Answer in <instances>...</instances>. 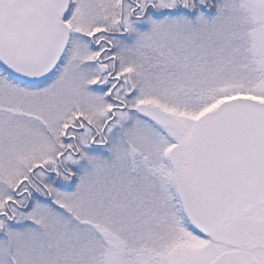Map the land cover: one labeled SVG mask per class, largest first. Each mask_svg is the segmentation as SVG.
<instances>
[{
  "label": "snow or ice",
  "instance_id": "obj_1",
  "mask_svg": "<svg viewBox=\"0 0 264 264\" xmlns=\"http://www.w3.org/2000/svg\"><path fill=\"white\" fill-rule=\"evenodd\" d=\"M0 264H264V0H0Z\"/></svg>",
  "mask_w": 264,
  "mask_h": 264
}]
</instances>
